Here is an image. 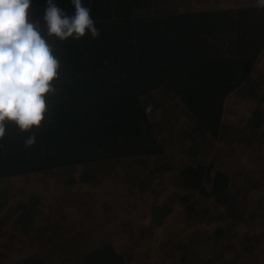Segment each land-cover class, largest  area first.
<instances>
[{"label":"trees","instance_id":"1","mask_svg":"<svg viewBox=\"0 0 264 264\" xmlns=\"http://www.w3.org/2000/svg\"><path fill=\"white\" fill-rule=\"evenodd\" d=\"M181 1L187 2L84 0L92 10L100 36L95 40L88 37L81 41H50L61 62L60 78L55 84L57 95L49 98L50 115L36 133L32 147L26 148L24 136L14 126H8L0 140V180L82 167L81 182L99 188L115 171V162L138 158L147 163L143 177L128 174L121 182L122 189L115 190L138 196L134 204L145 199L150 189L173 170L164 163L166 137L159 135L156 128L161 125L157 118H151V108L145 101L154 92L174 96L185 110L191 126L184 138V149L191 161L205 154L200 155L202 141L207 139L230 140L228 143L241 154L234 158L235 162L250 155L253 149L247 137L264 135L263 111L259 107L254 109L244 125H225L224 108L232 93L251 82L264 52V11L256 5L181 9ZM44 2L34 0L37 16L43 12ZM56 2L69 13L73 11L70 0ZM258 86L249 88L250 99H258ZM165 118L163 109L160 121ZM195 161L178 172L173 170V185L185 193L199 191L215 203V208L227 210L229 217L244 214L242 207L251 202L253 189H246L244 202L239 195L243 188L239 177L232 178L216 170L213 164L204 168ZM251 181L254 183L255 176ZM82 196L86 197V192ZM253 204L260 209L256 214L263 217L264 198L253 199ZM38 205L39 198L34 203H22L5 219L0 217V237L9 231L35 234L33 230L46 223L40 219ZM15 215L18 217L8 228ZM222 217L219 221L224 222L226 217ZM66 224L47 227L48 234H52L48 243L60 246L65 257L53 252L40 256L36 251L33 264H52L49 260L57 255L54 264H127L124 254L113 243L104 245L101 240L95 247L88 239L94 248L83 254L72 251L77 242L59 245L60 240L69 237ZM159 225L152 222L145 234L148 236L149 230L152 232ZM70 237L74 241L77 238L78 243L86 238L80 231ZM226 264L242 263L233 260Z\"/></svg>","mask_w":264,"mask_h":264},{"label":"rangeland","instance_id":"2","mask_svg":"<svg viewBox=\"0 0 264 264\" xmlns=\"http://www.w3.org/2000/svg\"><path fill=\"white\" fill-rule=\"evenodd\" d=\"M208 5L213 10H219L242 5L255 6L256 0H187L179 4L181 9H203ZM253 85H259L257 100L250 99L251 95H248L249 88ZM247 86L227 98L224 108L225 125L233 122L246 124L257 107L264 113V52ZM173 97L164 92H154L145 98L151 108V118H157L156 122L161 125L156 128L159 135L163 134L167 140V158L164 163L173 170L176 168L178 172L197 159L204 168L213 164L216 170H221L232 178L239 177L243 185L239 195L244 202L246 189H253L251 202L242 207L244 214H240L238 218L229 217L227 210L215 208V203L206 200L199 191L190 190L185 193L177 189L173 185V170L168 172L166 179L150 189L145 199H139L134 204L138 196H133L129 191H124V194L117 192L115 188L122 189L121 182L128 174L134 178L143 177L147 163L138 158L115 162V171L99 188H91L90 184L81 182L82 167H73L69 171L60 169L52 174L12 177L0 180V217L5 219L22 203H34L39 198L40 219L46 223L37 226L33 230L35 234H14L9 231V234L2 235L0 264H33L36 261H33L36 251L40 256L46 257L49 252H53L65 257L60 252V246L48 243L52 234H48L47 227L64 226L66 223L69 237L67 240H60L59 245L67 246L66 244L77 242L78 245L73 246L72 251L83 254L93 246H99L97 244L101 240L104 245L113 243L124 254L127 264H226L233 260L242 264L263 262L264 216L256 214L260 209L255 208L253 199L259 201L264 198V135L261 138L253 135L247 137V143H251L254 153L245 155L242 161H233L234 158L241 157V154L237 147L228 143L230 140L210 139L202 141L204 147L200 155L203 152L205 154L193 157L191 161L184 149V138L191 123L185 110ZM163 109L166 118L160 121ZM240 127L242 128L241 125ZM253 176L254 183L251 181ZM245 180L251 183L247 184ZM239 183L240 181L235 183V186ZM208 184L205 182L206 189H209ZM85 192L86 197L82 196ZM87 203L92 204L88 206ZM20 213L19 210L17 214ZM224 215L225 221H219ZM17 217L15 215L13 220L10 219L8 228ZM154 221L160 225L154 227L156 229H152V232L149 230L147 236L144 230ZM218 225L223 231L218 230ZM78 231L86 237L80 239V243L77 238L74 241L70 237ZM28 234L32 236L28 237ZM88 239L94 245L89 244ZM57 256L49 261L54 264Z\"/></svg>","mask_w":264,"mask_h":264},{"label":"clouds","instance_id":"3","mask_svg":"<svg viewBox=\"0 0 264 264\" xmlns=\"http://www.w3.org/2000/svg\"><path fill=\"white\" fill-rule=\"evenodd\" d=\"M73 11L56 0H45L34 13V0H0V140L8 126L24 136V146L36 143V133L50 115L49 98L57 95L61 62L51 40L81 41L100 36L91 8L70 0ZM264 11V0H256Z\"/></svg>","mask_w":264,"mask_h":264}]
</instances>
